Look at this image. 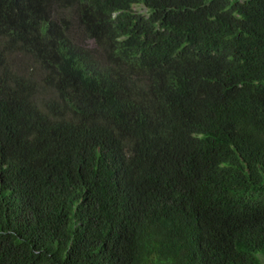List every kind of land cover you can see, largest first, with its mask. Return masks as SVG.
Instances as JSON below:
<instances>
[{"label": "trees", "instance_id": "obj_1", "mask_svg": "<svg viewBox=\"0 0 264 264\" xmlns=\"http://www.w3.org/2000/svg\"><path fill=\"white\" fill-rule=\"evenodd\" d=\"M0 264H264V0H0Z\"/></svg>", "mask_w": 264, "mask_h": 264}]
</instances>
